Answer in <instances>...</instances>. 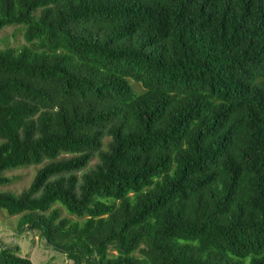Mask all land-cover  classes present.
<instances>
[{
  "label": "trees",
  "instance_id": "obj_1",
  "mask_svg": "<svg viewBox=\"0 0 264 264\" xmlns=\"http://www.w3.org/2000/svg\"><path fill=\"white\" fill-rule=\"evenodd\" d=\"M7 26L0 186L49 161L0 193L19 233L72 264H264V0H0Z\"/></svg>",
  "mask_w": 264,
  "mask_h": 264
},
{
  "label": "rangeland",
  "instance_id": "obj_2",
  "mask_svg": "<svg viewBox=\"0 0 264 264\" xmlns=\"http://www.w3.org/2000/svg\"><path fill=\"white\" fill-rule=\"evenodd\" d=\"M21 28L7 26L0 33V49L24 45V30ZM107 140L108 139H106V141ZM48 162L49 161H46L39 165L21 167L13 171L5 172V176L12 178V182L0 186V193L10 192L20 195L24 190L31 186L38 171ZM98 162V158H94L89 164L87 170H90ZM82 174L83 172L79 175L82 176ZM63 215L76 219L75 217L70 216L65 210H63ZM19 220V215L11 216L5 210H0V248L1 245L7 247L18 246L20 250L18 255L30 259L34 264H72V261L69 260L65 254L50 247L38 231L26 230L23 233H19Z\"/></svg>",
  "mask_w": 264,
  "mask_h": 264
}]
</instances>
